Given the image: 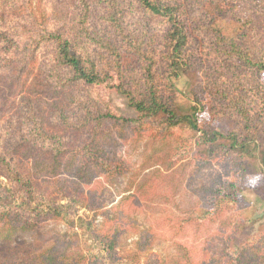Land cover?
Instances as JSON below:
<instances>
[{"label": "trees", "instance_id": "1", "mask_svg": "<svg viewBox=\"0 0 264 264\" xmlns=\"http://www.w3.org/2000/svg\"><path fill=\"white\" fill-rule=\"evenodd\" d=\"M112 74L134 117L118 115L97 93ZM179 74L194 80L193 107L225 132L201 128L179 111L172 82ZM114 135L163 146L165 170L216 162L226 177L202 186L181 214L138 230L130 251L120 252L134 222L124 205L132 196L108 212L99 201L104 188L92 186L97 178L114 185L131 171L127 159L105 148ZM263 172L264 0H0V240L61 219L85 227L95 242L75 251L54 245L0 264H209L176 237L228 218L218 262L264 264V222L243 235L255 220L232 218L244 209L246 177ZM83 185L96 210L90 220L77 217ZM135 191L144 199L156 194L154 177ZM160 239L172 249L166 261L151 252Z\"/></svg>", "mask_w": 264, "mask_h": 264}, {"label": "rangeland", "instance_id": "2", "mask_svg": "<svg viewBox=\"0 0 264 264\" xmlns=\"http://www.w3.org/2000/svg\"><path fill=\"white\" fill-rule=\"evenodd\" d=\"M172 82L177 88L176 103L181 113L195 116L201 128L210 126L217 131L225 132V126L213 119L207 110L199 111L193 107L191 87L194 80L189 75L179 74L172 78ZM115 85L116 75L112 74L106 83L97 87V93L118 115L134 117V111L128 106L127 100L115 90ZM114 138L113 141L107 142L105 148L117 156L127 159L131 165V171L127 176L120 177L114 185H106L101 178H95L96 181L93 178L92 186L101 185L104 188L99 201L103 204L102 209L108 212L123 197L132 196V199L124 200V205L127 207L129 204L134 222L129 223L120 238V252L130 251L132 242L137 238L138 230L148 227L164 215L181 214L198 200L202 186L209 184L210 180L216 176L226 177L224 169L216 162L210 166H199L195 161L190 160L181 162L170 170H165V148L160 144L147 140L136 142L130 135H127L126 140H121L115 135ZM62 175L66 179H71L65 173ZM255 176H259L260 180L257 182L258 187L253 189L249 178ZM153 177L156 194H154L155 196L150 194L149 198L144 199L135 191L136 186ZM81 188L83 193L80 197L81 204L77 206V217L90 220L96 210L91 209L88 203L89 187L83 185ZM241 201L244 205L243 211L233 212L232 218L242 219L247 216L255 220L254 225L244 231L243 235H246L254 232L256 227L264 222V172L246 177L244 188L241 191ZM229 219L199 233L189 229L187 235L176 237V239L200 249L209 264H222L217 260V252L220 248L222 235L226 234L225 229L230 226V223H227ZM102 221L103 216L98 215L93 220V225L98 226ZM163 233L166 237H170L167 229H164ZM62 244L69 245L70 251H75L84 249L86 245H95V242L85 227L70 228L63 220L53 219L44 222L32 232L14 236L9 243L0 240V258L25 257L32 252ZM151 252L165 261L168 260L172 253L170 242L163 239L158 240Z\"/></svg>", "mask_w": 264, "mask_h": 264}, {"label": "clouds", "instance_id": "3", "mask_svg": "<svg viewBox=\"0 0 264 264\" xmlns=\"http://www.w3.org/2000/svg\"><path fill=\"white\" fill-rule=\"evenodd\" d=\"M260 180L259 176H255V177H250L249 178V183L255 187L257 185V182Z\"/></svg>", "mask_w": 264, "mask_h": 264}]
</instances>
